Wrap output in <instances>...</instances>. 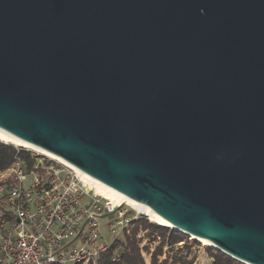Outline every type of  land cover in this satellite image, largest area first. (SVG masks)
Listing matches in <instances>:
<instances>
[{"label":"water","instance_id":"1","mask_svg":"<svg viewBox=\"0 0 264 264\" xmlns=\"http://www.w3.org/2000/svg\"><path fill=\"white\" fill-rule=\"evenodd\" d=\"M0 130L264 264V0H0Z\"/></svg>","mask_w":264,"mask_h":264},{"label":"built area","instance_id":"2","mask_svg":"<svg viewBox=\"0 0 264 264\" xmlns=\"http://www.w3.org/2000/svg\"><path fill=\"white\" fill-rule=\"evenodd\" d=\"M14 148L13 163L0 172V264H98L109 251L113 263L121 262L125 238L143 214L62 163ZM135 237L143 260L146 253L150 262L161 237L141 226ZM176 246L185 243L171 249L166 243L158 259Z\"/></svg>","mask_w":264,"mask_h":264},{"label":"trees","instance_id":"3","mask_svg":"<svg viewBox=\"0 0 264 264\" xmlns=\"http://www.w3.org/2000/svg\"><path fill=\"white\" fill-rule=\"evenodd\" d=\"M15 157V148L12 145L0 143V172L6 170L11 166ZM138 226L148 229L151 234H158L161 237V244L158 246L151 255L150 264H193L192 260H187V257L172 255H166L165 259L160 261L158 257L163 255V247L167 243L170 249L179 244L183 243L185 237L176 231H170L168 228L160 225H154L148 223L146 220H139L134 222V230L130 238H125V255L121 262L113 263L111 261L110 251L103 254L98 264H145L139 250V244L136 240V231ZM173 254V253H172ZM209 256L212 258V264H240L231 258L225 256L220 252L209 251ZM176 256V257H175Z\"/></svg>","mask_w":264,"mask_h":264},{"label":"bare ground","instance_id":"4","mask_svg":"<svg viewBox=\"0 0 264 264\" xmlns=\"http://www.w3.org/2000/svg\"><path fill=\"white\" fill-rule=\"evenodd\" d=\"M0 140L2 141H6L14 146H17V147H22V148H27V149H32L34 151H37L43 155H46L47 157H50L60 163H62L63 165L73 169L74 171L78 172L80 175H82V177L92 183L95 188L101 192L102 194L104 195H107V196H110L122 203H126L127 205H129L131 208H133L134 210L138 211L139 213L143 214L144 216L148 217L150 219V221H152L153 223L157 224V225H160V226H164V227H170L169 225H167L164 221H162L160 218H158L156 215H154L151 211H149L147 208H145L144 206L140 205V204H137L123 196H121L120 194L116 193L115 191L107 188L106 186L102 185L101 183H99L98 181H96L95 179L89 177L88 175H86L85 173H83L82 171L78 170L77 168H75L74 166H72L71 164L67 163L66 161L62 160L61 158L49 153V152H46V151H43L41 149H38L32 145H29V144H26V143H23V142H20L18 141L17 139L11 137L10 135H8L7 133H5L4 131L0 130ZM171 228V227H170ZM187 236H190L192 237L193 239H196L202 243H204L205 245L207 246H210V247H213L215 249H217V247L215 245H213L212 243H210L209 241H206L202 238H199V237H195V236H192V235H187Z\"/></svg>","mask_w":264,"mask_h":264},{"label":"rangeland","instance_id":"5","mask_svg":"<svg viewBox=\"0 0 264 264\" xmlns=\"http://www.w3.org/2000/svg\"><path fill=\"white\" fill-rule=\"evenodd\" d=\"M0 143L12 145V144H10L6 141H3V140L2 141L0 140ZM12 146H14V145H12ZM142 220H146V221H148V223L157 225V224L153 223L152 221H150V219L144 215H142ZM169 230L173 231L171 229H169ZM183 236L185 237V240H184L185 246H176L177 248L174 249L173 254L170 253L171 256L177 254L176 256L181 255L182 257H184V255H186V257L188 258L187 260H192L193 264H212V258L209 256L208 253H209V251L218 252L215 248L207 246L204 243H202L196 239H193L190 236H187V235H183ZM168 251H169V249L168 250L166 249L164 252L167 254ZM171 256H169V257H171ZM143 257H144L145 263L150 264L148 255L146 253H144ZM160 259H161V261L163 260V258H160ZM170 263L171 262H169L168 264H170Z\"/></svg>","mask_w":264,"mask_h":264}]
</instances>
